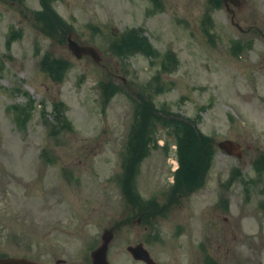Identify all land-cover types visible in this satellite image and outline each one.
Listing matches in <instances>:
<instances>
[{"label": "rangeland", "instance_id": "374dc122", "mask_svg": "<svg viewBox=\"0 0 264 264\" xmlns=\"http://www.w3.org/2000/svg\"><path fill=\"white\" fill-rule=\"evenodd\" d=\"M46 1L52 18L38 14L42 0H0V244L16 251L17 243L34 241L38 259L89 258L104 229L123 224L108 257L128 264L126 245L143 234L123 219L139 197L172 199L180 152L178 135L158 121L129 200L121 188L124 160L140 146L130 144L131 128L140 103L154 101L155 111L179 114L177 127H197L195 140L185 134L188 159L202 149L210 158L201 190L175 199L168 216L153 224V257L185 264L177 257L193 247L197 256L189 264H206L205 244L218 264H264V210L253 202L256 194L264 199L259 174L218 144L264 138V0H246L237 11L238 24L252 26L245 37L222 0ZM70 34L96 45L102 63L76 57ZM134 35L149 40L151 56L126 50ZM250 178L257 190L248 202L242 180ZM241 231V243L254 245L251 255H242L234 238Z\"/></svg>", "mask_w": 264, "mask_h": 264}, {"label": "flooded vegetation", "instance_id": "af4514ba", "mask_svg": "<svg viewBox=\"0 0 264 264\" xmlns=\"http://www.w3.org/2000/svg\"><path fill=\"white\" fill-rule=\"evenodd\" d=\"M240 2V6H234L233 2L227 1L225 2L224 0H222V5L225 7V9L230 12V15H232L231 17V21L233 24L237 25V23L239 22L236 17H237V11L239 12L240 10L243 9V6L246 3V0H238ZM239 29L243 32V36H247L250 32V30L252 29L251 27H248V29H245L244 27H241L240 25ZM264 137V136H263ZM243 148V152L241 154V158L246 159V163L253 169H255L258 174V184L260 185V188H257L259 190H261V192H259V195L262 196L264 195V179L262 176H264V138L260 140V136L257 138V142H250L249 140L243 142L241 140H238ZM245 180V181H244ZM252 178L250 179H243L242 181L244 182L243 186L246 187V194H244L246 196V200L248 202L253 200V191L257 190L254 185L256 184H252L251 183ZM205 185L202 183L200 184H193V186L190 187V189H187V187L180 185V188H175V190H173V193L171 194L172 199L169 202L166 203H161L158 201V199H156L155 203H143L142 206H135V208L131 211L130 216L126 217L125 219H123V223L124 224H128V223H135L138 227L141 228L142 231V236L135 238L136 240L133 241L132 243H127L126 245V251L129 255V263L128 264H150V258L148 257V260L146 258H141L140 255H144L146 254V251L148 252L149 256H151V258L153 259L154 262H152V264H159V262L153 257L152 255V251L151 248H149V242L150 239L148 238L149 235L148 233L151 231V229H153V224L156 222L157 220L160 221L163 217L168 216V213L170 212V210L172 209V203L174 202V200L176 199V202H179L183 197L185 196H189L192 193L197 192L198 190H201V187ZM228 188V187H227ZM245 189V188H244ZM258 190V191H259ZM178 192V193H176ZM187 192H190V194H188ZM186 193V194H184ZM222 196V194H221ZM221 199H224L226 201H228V199L226 197H221ZM257 201V202H256ZM253 202L259 203L258 205L260 206L259 209L260 211L264 210V199H258V194H256V197L254 198ZM224 210L227 212L229 211L230 208V203L228 201V203L224 206ZM218 209L215 208L213 211H217ZM212 211V215L216 214L213 213ZM225 211H221V213L225 212ZM219 217V215H217ZM224 221L225 222H229L230 223V219L229 216L225 217L224 216ZM212 219V217H211ZM227 219V220H226ZM211 221V220H210ZM178 223H180L178 221ZM206 224V223H205ZM123 224L121 225H113L111 226V230H112V235H113V240L116 236V231L118 230V228L122 227ZM211 228H214V226L212 227V225L210 224ZM243 228V227H242ZM215 229V228H214ZM264 228L261 227V230H263ZM179 230H183V226H179ZM210 231H213V229H211ZM217 233V231L215 232ZM243 231H241L240 236H235V239H239L240 241V245L242 246V255H251L254 252V245H247L246 247L244 246L243 243H241V240L245 237V234H242ZM145 234V235H144ZM161 235L160 233H158L156 236H154V239H157V242H161ZM250 237V236H247ZM149 239V240H148ZM228 240V237H225V240ZM209 243L212 245V240L211 238H209ZM263 243H264V237H263ZM191 243H186V246H189ZM185 246V247H186ZM222 244L219 245V248H221ZM258 246L261 249V244L258 241ZM264 246V244H263ZM30 247V250L28 252H25L24 249H27ZM96 247V246H95ZM111 247V246H110ZM120 247V246H119ZM119 247H118V251H119ZM184 247V248H185ZM190 247V246H189ZM16 251H11V250H6L5 244H0V264H17L16 260L17 259H23L25 258L27 261L23 264H94L93 259L91 257V251L89 254V258L88 257H51V258H47V259H38L35 251H36V244L33 241L29 246H27L26 244L21 245V243H17L16 244ZM90 248V247H89ZM122 248V246L120 247V249ZM110 249V248H109ZM203 250V252L205 253V258H203L204 262H207L206 264H213L216 263L218 264L219 262L217 261L218 257H215V254L207 251L208 249L206 248V245L204 244L201 248ZM93 250V249H92ZM58 251H56L57 253ZM109 250H108V256H109ZM196 249L194 250L193 247L190 248L189 250V256H178L177 258L179 259H184L185 264H189V262L196 260ZM262 255V251L260 253V257ZM175 256V255H174ZM258 257V259L260 258ZM109 258V257H108ZM261 260V259H260ZM201 262V261H200ZM21 264V263H19ZM109 264L110 261H109ZM181 264V263H179Z\"/></svg>", "mask_w": 264, "mask_h": 264}, {"label": "trees", "instance_id": "16d2710c", "mask_svg": "<svg viewBox=\"0 0 264 264\" xmlns=\"http://www.w3.org/2000/svg\"><path fill=\"white\" fill-rule=\"evenodd\" d=\"M43 1V6H44V10L40 11L38 14L40 16H46L48 18H52V12L49 10L50 5L47 4L48 2L46 0H42ZM43 29V28H42ZM43 31H45L43 29ZM46 32V31H45ZM135 38H137V36L134 35ZM130 38V37H129ZM137 41L140 42L141 46H143L147 53L150 52V50L147 51L148 47H150V43L147 40V38H142L139 39L137 38ZM127 45V42H126ZM145 45H147L148 47H145ZM141 49V48H139ZM44 56H48V53L45 54ZM49 60V59H48ZM50 62V61H49ZM47 63L45 61V63L48 64V67L50 68V65H54L51 63ZM54 69V68H53ZM50 70V69H49ZM156 105L154 103V101H142L140 103V105L137 108L136 111V120L134 123V127L131 128V136L132 138L130 139V144H139V151L137 152V154L135 156L132 157V160H130L129 158H126L125 161V167L124 168L126 170V177L124 178V181H122L121 183V187L122 190L124 192H127L128 196H132L133 197V193L135 192V175L137 174V170H138V166L140 164V159H141V154L143 153V155H147L149 152V141L151 140V138L153 139V134L156 132V127H157V122L161 121L164 124H166L168 127H172L175 134L178 135V143H179V160H180V169L176 175L177 177V184L175 187L180 188L182 186L187 187V189H190L191 186H193V184H200L203 181V176L201 177L203 170L207 168L208 164L206 163V159H209L210 157L206 156V151L204 156L201 154L202 151H204L203 149L201 150V152L199 153V155L197 153H190V159H188L187 156V151L186 148L188 147V144L186 145L185 142V138L186 135L188 134L189 137L191 139H193V136H195L194 134L196 131V127L195 126H190L189 124H181V127H177V114L176 113H172L170 111H167L168 109L164 108L163 109H158L157 111H155ZM168 112L167 116H164L165 113ZM173 116V117H172ZM167 118V119H165ZM61 123H65L66 127H68L70 125L69 121L67 119H60ZM173 121V122H172ZM173 123V126L171 125ZM186 123V122H185ZM169 128V129H170ZM139 140L141 142H139ZM195 140V139H193ZM190 143V142H189ZM196 144L198 146H196L197 148L203 147L202 145H200V142L198 143L197 139H196ZM199 156L197 158V156ZM186 160H185V158ZM202 163H204L202 165ZM206 164V167H205ZM204 166V167H203ZM130 173V174H129Z\"/></svg>", "mask_w": 264, "mask_h": 264}, {"label": "water", "instance_id": "95a60500", "mask_svg": "<svg viewBox=\"0 0 264 264\" xmlns=\"http://www.w3.org/2000/svg\"><path fill=\"white\" fill-rule=\"evenodd\" d=\"M67 41H68V47L73 51V53L77 57L81 58L87 55L93 57L98 62L102 61L101 52L96 46L92 44H80L72 37V34L69 35ZM219 144L223 149H225L230 154H235V155L239 154V144L236 141L226 139L221 141ZM111 239H112V233L106 230L103 235V244L94 252L95 264H108L107 249L109 247V243ZM146 254L144 255L142 254L140 256L148 260V254L147 255ZM152 262L153 261L150 259V264H152Z\"/></svg>", "mask_w": 264, "mask_h": 264}]
</instances>
